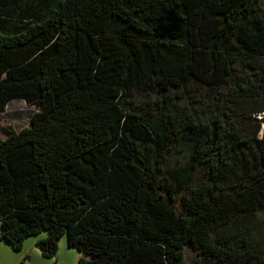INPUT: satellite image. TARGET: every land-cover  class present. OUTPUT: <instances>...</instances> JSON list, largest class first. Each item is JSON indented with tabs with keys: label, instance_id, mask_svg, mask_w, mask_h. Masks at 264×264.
Segmentation results:
<instances>
[{
	"label": "trees",
	"instance_id": "obj_1",
	"mask_svg": "<svg viewBox=\"0 0 264 264\" xmlns=\"http://www.w3.org/2000/svg\"><path fill=\"white\" fill-rule=\"evenodd\" d=\"M0 241L78 264H264V0H0Z\"/></svg>",
	"mask_w": 264,
	"mask_h": 264
},
{
	"label": "rangeland",
	"instance_id": "obj_2",
	"mask_svg": "<svg viewBox=\"0 0 264 264\" xmlns=\"http://www.w3.org/2000/svg\"><path fill=\"white\" fill-rule=\"evenodd\" d=\"M37 110L38 108L35 105H30L22 99H13L5 110L0 111V137L3 138L7 135L6 128L8 125L13 126L16 130L27 126L32 114ZM262 127L264 128V124ZM43 235L28 237L24 242L23 249L18 251L11 250L17 256L20 255V259L16 264H78L81 254L75 248L68 246L66 236H63L59 240L58 251L54 257L43 256L35 245L36 240ZM0 242V245L6 248L10 247L4 241ZM185 250L186 264H199L198 255L194 247L191 244H187ZM10 259L6 258L5 261H9Z\"/></svg>",
	"mask_w": 264,
	"mask_h": 264
},
{
	"label": "crops",
	"instance_id": "obj_3",
	"mask_svg": "<svg viewBox=\"0 0 264 264\" xmlns=\"http://www.w3.org/2000/svg\"><path fill=\"white\" fill-rule=\"evenodd\" d=\"M1 243V242H0ZM24 246V245H23ZM8 248V247H7ZM3 245H0V264H16L17 261L20 259V255H16L11 250V247L7 249ZM23 249V248H22ZM6 258L10 259L9 261H5Z\"/></svg>",
	"mask_w": 264,
	"mask_h": 264
}]
</instances>
